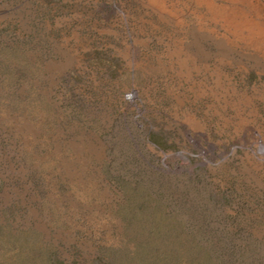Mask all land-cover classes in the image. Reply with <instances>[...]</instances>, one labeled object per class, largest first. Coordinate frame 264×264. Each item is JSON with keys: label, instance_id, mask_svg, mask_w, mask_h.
Wrapping results in <instances>:
<instances>
[{"label": "rangeland", "instance_id": "obj_1", "mask_svg": "<svg viewBox=\"0 0 264 264\" xmlns=\"http://www.w3.org/2000/svg\"><path fill=\"white\" fill-rule=\"evenodd\" d=\"M258 1L0 0V264H264Z\"/></svg>", "mask_w": 264, "mask_h": 264}, {"label": "bare ground", "instance_id": "obj_2", "mask_svg": "<svg viewBox=\"0 0 264 264\" xmlns=\"http://www.w3.org/2000/svg\"><path fill=\"white\" fill-rule=\"evenodd\" d=\"M155 1H158L160 4L164 2V0H155ZM200 1L205 4H214L213 0H200ZM255 10L264 12V5L262 4L260 0L257 2V5L255 6ZM219 14L226 19V22L228 23V25L234 32H239V31H244V30H249L253 33L259 32L258 34L261 39L260 40L261 45L264 46V26H262L261 28L260 24H253L252 22L240 21V16L236 11H232V10L226 11L225 10V12L221 11L219 12ZM260 154H264V145H262V150Z\"/></svg>", "mask_w": 264, "mask_h": 264}]
</instances>
